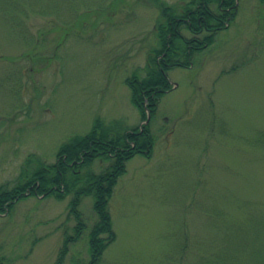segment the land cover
<instances>
[{
	"label": "rangeland",
	"instance_id": "rangeland-1",
	"mask_svg": "<svg viewBox=\"0 0 264 264\" xmlns=\"http://www.w3.org/2000/svg\"><path fill=\"white\" fill-rule=\"evenodd\" d=\"M42 1L50 13L34 5L22 17L34 49L0 24V186L14 184L29 155L54 163L61 146L86 135L97 119L115 122L118 132L142 122L125 80L141 75L158 46L156 1L119 0L107 17L89 18L80 15L93 10L85 3ZM75 18L79 27L63 36ZM168 78L173 88L149 124L153 155L127 162L109 201L116 240L101 264H199L235 231L232 223L246 234L248 218L264 216V4L240 0L230 26ZM107 166L95 161L82 174ZM70 200L28 197L0 215V264H54L74 235ZM92 205V196L82 198L85 228L64 264L89 262ZM252 249L264 254V228L250 234Z\"/></svg>",
	"mask_w": 264,
	"mask_h": 264
},
{
	"label": "trees",
	"instance_id": "trees-1",
	"mask_svg": "<svg viewBox=\"0 0 264 264\" xmlns=\"http://www.w3.org/2000/svg\"><path fill=\"white\" fill-rule=\"evenodd\" d=\"M65 1L72 4L85 3L83 8H93L84 13L85 16L80 14L88 18L89 14L97 15L98 12L106 14L107 17L108 9H113L119 3V0H102L101 5L95 0ZM155 1L159 16L153 33L158 46L148 53L145 65L139 70L141 75L136 71L125 80L131 102L141 120L144 121L149 114L150 122L156 114L160 99L172 89L168 71L173 68H189L194 55L209 46L214 36L227 29L234 21L240 0H190L177 5ZM257 1L264 4V0ZM96 4L98 6H94ZM34 5L46 12L42 0H0V24L2 23L3 29L7 27L5 33L13 39L19 36V40L33 49L35 44L32 43L31 33L24 29L22 17L27 15L29 9H34ZM53 13L56 18L63 19L60 12ZM78 20L75 18L72 23L68 21L70 25L65 23L67 27H63V36L68 35L73 28L79 27ZM184 32H187L189 37ZM33 49H28V52ZM149 124L118 132L115 122L106 125L97 119L86 135L71 138L61 146L54 163L46 164L35 155L27 156L14 184L0 186V214L11 213L14 206L26 197L43 196L62 200L71 196L68 212L69 216L73 215L77 221L74 235L64 239L54 263L64 264L69 246L77 241L85 228L78 208L82 198L90 195L93 198L92 209L96 222L89 233L88 264H101L104 252L116 240L108 210L114 188L119 178L125 174L128 161L136 156L150 159L153 155L155 137ZM258 135L261 141L259 144L264 145V131ZM95 161L107 162L108 166L98 174L87 171V174L83 175V170H89ZM232 224L235 225V231L227 235L224 233L221 244L203 254L199 264H264V254L254 253L253 249L248 251L250 234L254 230L264 228V216L249 217L251 232L246 234L240 225Z\"/></svg>",
	"mask_w": 264,
	"mask_h": 264
},
{
	"label": "water",
	"instance_id": "water-1",
	"mask_svg": "<svg viewBox=\"0 0 264 264\" xmlns=\"http://www.w3.org/2000/svg\"><path fill=\"white\" fill-rule=\"evenodd\" d=\"M149 115L147 116V119L142 123V124H144V125H146V124H148V122H149Z\"/></svg>",
	"mask_w": 264,
	"mask_h": 264
}]
</instances>
